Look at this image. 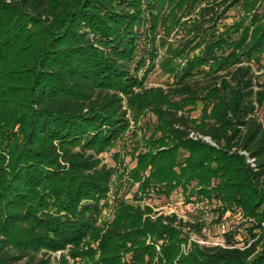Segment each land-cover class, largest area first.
<instances>
[{
    "label": "trees",
    "instance_id": "trees-1",
    "mask_svg": "<svg viewBox=\"0 0 264 264\" xmlns=\"http://www.w3.org/2000/svg\"><path fill=\"white\" fill-rule=\"evenodd\" d=\"M213 2L0 0V264H68L64 256L51 262L58 252L81 264H264V122L256 115L264 84L252 67L264 59V0H225L221 15L237 9L241 19L207 34L201 21L212 29L221 18ZM181 13L196 15L190 31L202 36L201 54L166 95L134 93L143 87L129 67L137 29L149 33L153 61L159 25L169 19L172 31ZM200 74L209 83L195 81ZM120 94L136 112L150 108L161 133L146 144L151 152L137 154L133 180L150 167L141 190L158 185L153 204L179 189L186 204L203 203L210 224L199 221L202 212L194 223L156 216L135 197L99 225L109 173L96 157L125 130ZM197 101L199 121L184 111ZM227 211L243 219L240 233L230 227L224 235L231 248L182 253L184 229L215 240Z\"/></svg>",
    "mask_w": 264,
    "mask_h": 264
},
{
    "label": "rangeland",
    "instance_id": "rangeland-1",
    "mask_svg": "<svg viewBox=\"0 0 264 264\" xmlns=\"http://www.w3.org/2000/svg\"><path fill=\"white\" fill-rule=\"evenodd\" d=\"M224 1L216 0V2H213L214 11L221 18L216 21L212 29L209 28L211 27L209 23L201 21L203 29H206L207 34L212 31H217V34L223 33L229 26L241 19L242 14L237 9H231L225 15H221L223 9L222 3ZM179 16L182 17V20L172 31L165 30L168 27L169 19L164 22L166 26L159 25L156 39V52L153 61L149 60V52L151 51L150 35L143 27L137 29L140 41L137 43L136 55L129 64V67L131 74L135 75L133 77L143 87L133 88L134 93H141L143 90L156 93L161 90L166 95L168 90L176 85L178 77H180L181 72L186 68L188 63L201 54L203 45H198L201 43L202 36L196 37V34L190 31L191 23L195 20L196 15L181 13ZM206 19L209 18L207 17ZM140 61H144V66L143 63L141 66L138 65ZM252 67L256 83L264 84V59H261L259 63L254 61ZM136 68H138L137 71ZM201 71L208 72L209 68L204 66L201 68ZM195 81L205 85L210 80L204 77L203 74H200L195 78ZM120 97L122 98V111L126 112L124 117L125 130L116 139L114 146L105 152L99 153L96 157L99 162V168L103 167L109 173V189L106 197L100 202L102 211L99 218V225H104L113 220L114 211L120 201L136 204L137 200H135V197H137V199H143L140 200V203L143 205L144 197H147L146 194L152 193L153 191L157 194L158 188V185H153L144 193L141 190L143 177H148L150 167L140 174L142 179L138 182L133 180L132 173L137 168V154L151 152L146 144L153 138L157 140L161 137V133L158 131L159 121L152 115L150 108H143L141 112H136L134 110L135 105H137L136 102H133V107L131 108L128 96L120 94ZM170 100L180 104L183 103L179 98H170ZM203 108V103L197 101L194 105L186 106L184 111H186V114L191 119L199 121L202 117ZM256 115L264 122L263 109L258 108ZM198 136L203 138L199 134ZM205 142L210 143L209 140ZM137 148L138 151L134 152ZM152 153H155V150ZM186 156L184 154L182 157L185 158ZM182 199L185 203L184 194L178 189L172 194L171 198H161L159 202H156V205L165 212L169 211L168 208L171 210L176 209V212L180 216H184L185 207L184 204L182 205L180 203ZM241 219L240 221H243ZM261 228V233H264V224L261 225ZM157 251H159L158 246ZM48 256L52 263H56L61 256H64L68 264H81L78 259L75 260L68 257L66 252H58L49 254ZM44 258L46 259L48 257Z\"/></svg>",
    "mask_w": 264,
    "mask_h": 264
},
{
    "label": "built area",
    "instance_id": "built-area-1",
    "mask_svg": "<svg viewBox=\"0 0 264 264\" xmlns=\"http://www.w3.org/2000/svg\"><path fill=\"white\" fill-rule=\"evenodd\" d=\"M189 138L193 139V140H197V139H202L204 141H207V138H201L200 136L195 135L194 133H191L189 135ZM251 166H253V161L251 160H247ZM151 197V198H150ZM152 199V193H149L148 198L144 199L143 202V208L144 207H148L150 208L153 212V214H156V216L159 215H163V216H168V217H172V216H176V218L178 220H182L184 222H190V223H194V220L192 219V215H194L196 212H202V217L199 221H204L207 224H210L211 221L213 220L212 216H210V214L207 212V210H205L203 203H199V202H191V203H184L183 199L180 201V203L185 207V214L184 216H180L177 212L176 209L175 210H171L168 208V212L166 211H162V208L158 207L156 204H153L151 202ZM170 207V206H168ZM239 219V220H238ZM241 216H240V211H237L235 213H232L230 211H227L224 216L222 217L221 221L218 223L216 229H217V238L215 240H209L204 238L203 236H199L195 233H193L192 231H190V229H184V232L187 233L188 239L185 245H182V253L183 254H187L190 250V248L192 247V245H198L200 247H215V246H219L222 248H231L228 247V245L225 243V238L224 235L229 231V228L231 227L232 229H237V231L240 233L241 230L238 228ZM216 220V219H215ZM242 220V219H241ZM202 234L203 235H208L209 234V229L207 227H204L202 229ZM239 245H237L236 247H238ZM241 246V245H240ZM239 246V247H240Z\"/></svg>",
    "mask_w": 264,
    "mask_h": 264
}]
</instances>
